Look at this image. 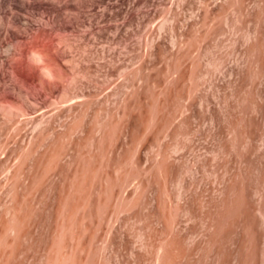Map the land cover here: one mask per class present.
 I'll use <instances>...</instances> for the list:
<instances>
[{
    "label": "rangeland",
    "instance_id": "obj_1",
    "mask_svg": "<svg viewBox=\"0 0 264 264\" xmlns=\"http://www.w3.org/2000/svg\"><path fill=\"white\" fill-rule=\"evenodd\" d=\"M0 264H264V0H0Z\"/></svg>",
    "mask_w": 264,
    "mask_h": 264
},
{
    "label": "bare ground",
    "instance_id": "obj_2",
    "mask_svg": "<svg viewBox=\"0 0 264 264\" xmlns=\"http://www.w3.org/2000/svg\"><path fill=\"white\" fill-rule=\"evenodd\" d=\"M11 22V21H10ZM18 24V23H17ZM15 25V24H14Z\"/></svg>",
    "mask_w": 264,
    "mask_h": 264
}]
</instances>
